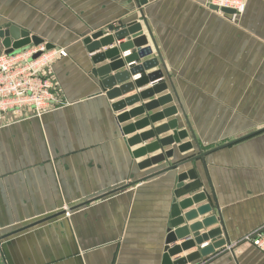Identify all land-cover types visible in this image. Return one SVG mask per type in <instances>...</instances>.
I'll return each mask as SVG.
<instances>
[{
    "label": "crops",
    "instance_id": "1",
    "mask_svg": "<svg viewBox=\"0 0 264 264\" xmlns=\"http://www.w3.org/2000/svg\"><path fill=\"white\" fill-rule=\"evenodd\" d=\"M95 13L108 17L99 18L95 33L112 21L119 29L141 23L148 38L142 47L152 48L150 55L135 61L149 63L143 72L127 71L125 57L136 51L127 47L119 50L123 66L111 70L108 78L99 71L113 63L101 56L133 37L90 51L85 23ZM49 14L56 18L41 20ZM8 24L22 29L30 25L32 33L45 36L52 33L49 38L56 39L50 44L65 47L66 55L53 66L59 89L56 108L28 118L5 115L0 122L5 264H163L166 248L188 239L167 244L175 207L204 189L218 208L186 224L217 217L201 233L222 229L227 243L184 264H264L260 249L239 242L264 225V0H248L238 23L207 0H0V28ZM151 74L161 77L140 86ZM138 78L143 81L136 83ZM156 83H166L168 89L136 98ZM166 94H172V102L140 116L145 103ZM172 106L177 113L170 118L150 125L144 121ZM171 119H178L179 130L190 134L182 143L193 141L191 127L202 151L210 152L204 163L199 159L159 173L197 151L194 143V149H176L165 161L141 165L177 147L143 151L157 138L142 135ZM195 167L203 187L177 198L178 175ZM208 202L182 209L181 215ZM217 239L181 250L172 259L185 260Z\"/></svg>",
    "mask_w": 264,
    "mask_h": 264
},
{
    "label": "water",
    "instance_id": "2",
    "mask_svg": "<svg viewBox=\"0 0 264 264\" xmlns=\"http://www.w3.org/2000/svg\"><path fill=\"white\" fill-rule=\"evenodd\" d=\"M226 12H229V10H226ZM109 31L111 32L107 35H103V31H98L97 33L93 34L92 37L90 36L86 38L85 41L89 43V46H88L89 50L93 51L100 47L108 48L110 46L115 45L116 41L122 38H125V37H128V38L133 37V40H131V42H129L126 45L120 44L118 46L111 47L109 48L108 51H106L105 54L101 56L102 59L108 58L113 62L109 67H106V69L99 70L100 72L104 73L105 77L107 78L110 77L109 73L111 70H117L121 66L124 65V62L120 60V52H119L120 48L125 49L127 47L128 49H133V48L136 49V51H134L132 54L125 57V60L128 61L127 63H130L132 61H138L139 59L144 58L152 53V48L150 46L142 47L148 44V38L146 35H144L141 23H131L130 25L122 29L116 28L114 25H110ZM0 40H3V44L6 48L5 50L6 53H12L15 50H18L27 45H30L31 43L41 44L45 42L40 37L32 36L29 31H26L20 28L19 26L13 25V24H8L6 25V27L0 28ZM47 47H55V46L47 43ZM147 64L149 63H147L146 61V62H143L142 64L135 65L132 68L128 67L127 71L133 72V74L141 73L144 71V67ZM159 77H161V75L158 76L156 74H151L148 77L144 78L145 82H142L140 86L145 85V83L155 81ZM141 79L142 78H138L135 80V82L137 83V82L143 81ZM166 89H168V85L166 83H156L153 85V87L140 91L136 98L139 99L140 97L144 98V97L154 96L156 93H160L162 91H165ZM172 101H173L172 94H166L158 99H155L149 102L148 104L145 103L140 108L139 114L142 115L147 110H153L159 106H162ZM175 113H177V107L175 106L164 108L157 114L145 117L144 121L147 122L148 120L147 124L150 125L151 123H155L160 119L170 118ZM184 116L187 119V115L185 111H184ZM140 124L141 122L138 123V125ZM189 129L191 131V136H192L193 141H188L186 143H182V141L188 138L190 134L188 130H185V129L179 130L178 119H171L163 126L154 127L148 133L147 132L144 133L142 135L143 138H146V137L157 138L156 141H154L153 143L148 144L145 147H143L144 152L151 153L159 149H162L164 147L174 146V145H177V147H173L172 149L164 151L161 154L155 155L154 157H151L150 159L144 161L143 164L141 165L147 166L152 163L165 161L166 159H169L174 156V154L176 153V149L179 150L180 152H186L188 150L194 149V143L197 146V149L199 151L197 155L185 158L183 159V161H181L180 163L176 165H170L169 167L165 168L159 173L165 172L167 170H173L175 168H178L179 166H182L187 163H193L199 159H201L202 162L204 163L205 156L209 154L210 151H207V152L202 151V147L199 141L197 140L195 133L193 132L191 127H189ZM169 130L173 131L171 135H168L167 137L159 138V136L162 133L167 132ZM231 143L232 142L227 143L223 145L222 147L228 146ZM214 150H217V148H215ZM206 173H207V170H206ZM187 180H190V183L189 182L185 183ZM209 181H210V178H209ZM202 187H203V181L200 178V174H199L197 167H195L193 169H190L187 172H184L178 175V183H177V187L175 191V196L177 198H180L183 195L195 192L201 189ZM206 200H209L207 204H204L198 207L197 209H193L192 211L187 212L185 215H181L182 209L185 210L196 203H201ZM214 207L218 208L217 202L215 199H214V203L212 202V199L210 198L206 189H204L203 192L197 193L193 195L192 197L185 199L184 201H182L175 207V210L173 211V219L171 220V223L169 225V236L167 238V244L174 242V240L177 238H187L188 237V239H186V241L181 246H176L174 249L167 247L163 264H184L185 261L191 262L198 258H201L202 256H206L212 252H215L217 248H220L227 243L226 239H222L221 237L223 233L222 229L213 230L207 233H201V230L204 227H208L214 223H217L218 221L217 217H214V216L208 217V218L203 219L202 221H197L191 225L186 224V222H191L195 218L199 217V215H205L208 212L213 211ZM62 213H65V211H62L58 214L51 215L49 217H45L26 227H22L20 229L12 231L10 234H15L25 228L32 227L38 223L50 220L51 218H54L55 216L62 214ZM10 234L6 236H9ZM3 238L4 236L3 237L0 236V241ZM215 238H218V239L213 244L208 245L204 248H200L199 251L188 256L185 260L174 261L172 259V256L176 253L181 252V250H188L192 247H195L196 245H202L205 241L209 239H215Z\"/></svg>",
    "mask_w": 264,
    "mask_h": 264
},
{
    "label": "built area",
    "instance_id": "3",
    "mask_svg": "<svg viewBox=\"0 0 264 264\" xmlns=\"http://www.w3.org/2000/svg\"><path fill=\"white\" fill-rule=\"evenodd\" d=\"M219 14L238 23L248 0H207ZM229 10V12H226ZM131 53H127L126 56ZM64 55L65 47L31 43L12 53L0 55V122L5 115L14 118L41 116L53 111L59 102V89L53 66ZM137 65L129 63V68ZM250 242L264 253V225L245 235L239 242ZM229 249H231L229 245Z\"/></svg>",
    "mask_w": 264,
    "mask_h": 264
},
{
    "label": "rangeland",
    "instance_id": "4",
    "mask_svg": "<svg viewBox=\"0 0 264 264\" xmlns=\"http://www.w3.org/2000/svg\"><path fill=\"white\" fill-rule=\"evenodd\" d=\"M36 6V5H35ZM34 7H30V9H33ZM95 9H97V7H94ZM36 9H38V8H36ZM40 10V9H39ZM42 10V9H41ZM43 12H46V11H44V10H42V13ZM44 14V13H43ZM45 17H42V19L41 20H44V18H47V19H49V18H51V19H54V18H56V16L55 15H51V14H49V15H44ZM102 17V20L104 19L103 18V16H98V14H94V15H90V20H89V18L87 19L88 20V23H85V24H89V26H88V28H89V30L88 31H90V35L92 36L95 32H96V30H97V26H99V23H101V22H99V18H101ZM106 18H108V17H106ZM105 18V19H106ZM104 19V20H105ZM115 21H112V22H109V23H106L105 25L104 24H102L101 25V27L99 28L100 30H103V31H107V30H109V26L110 25H116V23H114ZM82 26H84V25H82ZM29 27H30V25H28L27 27H24L23 29L24 30H26V31H29L30 32V34L32 35V36H37V37H42L41 39H44L45 40V43L47 44V41H48V43L50 44V42L49 41H51V40H53V41H55V37L54 38H49V36H53V34L52 33H50L49 34V36H45V34H41V33H32V31H30L29 30ZM34 31V30H33ZM86 31H87V29H86ZM36 32V31H35ZM91 32H93V33H91ZM40 35V36H39ZM54 36H57V34L56 33H54ZM52 45H54L53 43H51ZM59 44V43H58ZM61 45V44H60ZM5 50H6V48H5V46H4V44H3V40H0V55L2 54V53H4L5 52ZM144 115V114H143ZM140 116H142V115H140ZM196 153H199V151H198V149H197V151L195 150L193 153H192V155H188L186 158H188V157H192V156H194ZM213 201V200H212ZM1 237H3L2 235H0ZM4 240V238L3 239H1V241H0V264H5V261H4V257H3V252H2V241Z\"/></svg>",
    "mask_w": 264,
    "mask_h": 264
}]
</instances>
